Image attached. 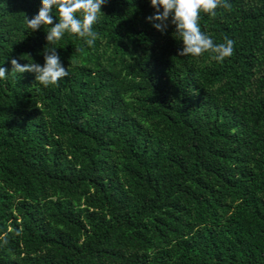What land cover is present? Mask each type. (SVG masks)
Instances as JSON below:
<instances>
[{"label":"trees","instance_id":"obj_1","mask_svg":"<svg viewBox=\"0 0 264 264\" xmlns=\"http://www.w3.org/2000/svg\"><path fill=\"white\" fill-rule=\"evenodd\" d=\"M228 3L199 19L235 42L217 61L178 57L150 0H106L91 47L0 0V264H264V0ZM45 47L58 85L11 73Z\"/></svg>","mask_w":264,"mask_h":264},{"label":"clouds","instance_id":"obj_2","mask_svg":"<svg viewBox=\"0 0 264 264\" xmlns=\"http://www.w3.org/2000/svg\"><path fill=\"white\" fill-rule=\"evenodd\" d=\"M105 4L106 0H42L38 14L31 19L25 16V23L32 32L47 26V45L61 40L67 33L84 38L85 43L91 47L98 36L93 26L98 23L100 15H104L101 9ZM150 4L155 14L147 17V21L157 31L165 32L169 21L175 26L173 35L183 42L182 49L177 52L178 57H199L210 51L213 59L222 61L233 54L235 42L232 39L225 37L224 42L217 44L199 25L201 12L215 16L218 7L231 9L228 0H150ZM53 9L58 19L55 24L51 15ZM56 49L45 47L42 66L32 61L28 54L21 56V59L24 56L30 58L27 64L22 65L13 58L11 73H34L36 82L45 87L58 85L62 78L68 77L69 67L66 69L63 66ZM8 74L7 68L0 67V79H6Z\"/></svg>","mask_w":264,"mask_h":264}]
</instances>
